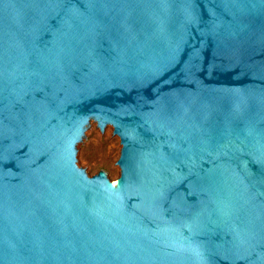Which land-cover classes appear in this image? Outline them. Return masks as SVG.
I'll use <instances>...</instances> for the list:
<instances>
[{
    "label": "water",
    "instance_id": "obj_1",
    "mask_svg": "<svg viewBox=\"0 0 264 264\" xmlns=\"http://www.w3.org/2000/svg\"><path fill=\"white\" fill-rule=\"evenodd\" d=\"M0 264H264V0H0Z\"/></svg>",
    "mask_w": 264,
    "mask_h": 264
},
{
    "label": "rangeland",
    "instance_id": "obj_2",
    "mask_svg": "<svg viewBox=\"0 0 264 264\" xmlns=\"http://www.w3.org/2000/svg\"><path fill=\"white\" fill-rule=\"evenodd\" d=\"M89 125L84 132L87 140L82 138L76 146V163L89 176L97 174L100 169L106 171L107 178L114 183L120 176V167L115 164L122 147L120 138L113 134L111 125H107L102 133L95 121L91 120Z\"/></svg>",
    "mask_w": 264,
    "mask_h": 264
},
{
    "label": "bare ground",
    "instance_id": "obj_3",
    "mask_svg": "<svg viewBox=\"0 0 264 264\" xmlns=\"http://www.w3.org/2000/svg\"><path fill=\"white\" fill-rule=\"evenodd\" d=\"M113 184H114V187H116V185H117V182L115 181Z\"/></svg>",
    "mask_w": 264,
    "mask_h": 264
}]
</instances>
